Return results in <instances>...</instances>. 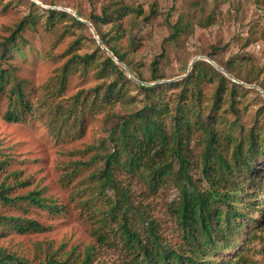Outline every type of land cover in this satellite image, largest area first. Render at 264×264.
Masks as SVG:
<instances>
[{
    "label": "rangeland",
    "instance_id": "rangeland-1",
    "mask_svg": "<svg viewBox=\"0 0 264 264\" xmlns=\"http://www.w3.org/2000/svg\"><path fill=\"white\" fill-rule=\"evenodd\" d=\"M10 1L0 4V41L10 36L16 25L31 12L42 18L35 30L28 29L23 34L27 42L19 51L13 52L11 59L18 68L19 77L30 82L34 88L44 85L71 57L64 55L80 36L85 39L77 54L84 55L95 50L90 35L84 30L73 27L65 33L64 26L72 25L69 20L57 24V34L46 29L44 22L48 9L74 16L64 10L71 9L91 22L92 15L101 16L105 10L113 13L124 6L129 11L120 21L124 34L118 44L144 79L162 77L151 84L187 75L190 64L197 57H207L223 65L234 62V73H240L242 78L257 79V83L250 85L260 87L258 83H264V0H15L7 5ZM115 24V21L102 24V32L115 34ZM175 26H179L180 33L173 38ZM61 34L63 37L58 39ZM126 74L130 78L127 71ZM226 78V94L214 111L217 79L202 84L199 102L189 97L188 105L200 110L204 120L215 113L218 117L216 127L220 131L236 137L245 136L253 129L259 132L263 125L264 95L257 88ZM110 80L100 77L95 69L83 75L76 73L70 78L65 99ZM236 84L239 87L233 100L230 91ZM181 89L173 87L164 93L173 109ZM130 94L135 97L133 101L118 103L110 113L127 115L141 109L143 96L134 89ZM7 105V98L0 96V161L6 165L0 175V185L5 182L12 186L11 197L42 191L44 197L53 200L57 207L64 208L57 214H49L34 207L21 210L0 201V215L36 219L44 227L41 232L0 234V258L4 254H13L37 264L41 260L37 245L42 243L44 248L50 245L51 252L59 260L72 256L80 264L90 248L92 264H131V253L121 239L124 222L120 217L123 213L127 215L129 226L142 237L148 227V223L142 220L144 217L152 222L166 243L182 245V234L172 213V208L178 205L182 196L175 181L168 180L156 193H152L141 177L121 170L115 172L120 190L110 188L103 193L99 190V179L92 174L101 165V161L94 159L95 155L103 152L102 145H107V130L111 125L105 120L108 111L87 118L82 138L62 140L52 136L40 122L7 121ZM205 146V133L202 130L194 132L189 146L190 172L197 184H202ZM76 162H89L90 165L77 168L74 165ZM253 166L256 172L251 173L250 178L255 179V186L264 183V177H261L264 175V158ZM178 168L179 164L175 161V169ZM115 202L121 206L117 212L120 221L109 219L107 223L110 227L106 228L101 219L104 211ZM253 217L262 219L260 214ZM97 230L106 235L104 240L98 239ZM258 235L264 238V228L258 231ZM261 239L251 246L250 251L241 254L245 260L239 264H264V242ZM238 252L239 249H236L227 257ZM37 255L38 258H35Z\"/></svg>",
    "mask_w": 264,
    "mask_h": 264
},
{
    "label": "trees",
    "instance_id": "trees-1",
    "mask_svg": "<svg viewBox=\"0 0 264 264\" xmlns=\"http://www.w3.org/2000/svg\"><path fill=\"white\" fill-rule=\"evenodd\" d=\"M13 1L7 2V5ZM3 2L5 0H0V4ZM32 5L35 6V3ZM47 11L44 22L46 29L57 34V24L69 20L72 25L64 26L65 33L73 27L84 30L90 35L95 50L84 55L77 54L76 51L85 39L80 36L64 55L71 57L44 85L34 88L30 82L19 77L18 68L11 62L13 52L19 51L27 42L23 34L28 29L35 30L42 22V18L32 12L24 17L10 36L0 41V96L6 97L8 101L5 119L17 123L37 121L45 125L57 139H80L85 135L87 118L108 111L105 120L111 125L107 130V145H102L103 152L95 155L94 159L101 161V165L92 174V177L99 179V190L102 193L110 188L120 190L115 172L122 170L141 177L152 193H156L168 180L175 181L182 193L178 205L172 208L182 234L183 243L180 246L166 243L152 222L144 217L141 218L148 223V227L146 235L142 237L129 226L126 213L121 217L118 215L121 206L117 202L104 211L101 219L105 223L104 227H110L107 223L109 219L117 222L120 217L121 222H124L121 226V239L131 253V264L243 262L245 259L241 254L250 251L251 246L261 239L258 231L264 228V183L255 186V179L250 178L251 173L256 172L253 165L264 158V115L263 125L257 133L253 129L245 136L236 137L220 131L216 127L218 117L215 113L204 120L202 112L187 103L189 97L199 102L201 85L217 80L213 111L221 103L228 88V80L212 64L199 60L191 73L182 80L154 86L139 85L100 47L91 28L67 12L53 9ZM128 11L125 6L113 13L105 10L101 16L92 15L90 21L103 44L131 69L136 78L148 83L157 82L162 77L144 79L132 66L128 54L121 52L118 41L124 33L120 21ZM78 14L81 15L80 12ZM109 21L116 23L115 34L103 33L101 30V25ZM179 33V26H175L172 37L175 38ZM62 37L63 34L58 39ZM218 64L244 82L257 83V79L242 78L240 73H234V62ZM92 69L97 70L100 77L111 79L110 82L88 91L81 90L65 99L71 76L76 73L87 74ZM258 84L264 89V83ZM235 86L230 91L233 100L239 85ZM173 87H182L174 109L164 96L165 91ZM133 89L144 98L142 108L127 115L110 113L118 103L134 100L135 97L130 94ZM235 124H238L237 120ZM198 130L205 133L206 142L202 153V184H197L190 172L192 164L189 146L194 132ZM175 161L179 164L178 170L175 169ZM74 165L82 168L90 163L76 162ZM5 168V162L0 161V175ZM11 189L12 186L5 182L0 185V201L7 206L25 211L34 207L49 214H57L64 208L57 207L53 200L44 197L42 191L35 190L11 197ZM254 214H260L262 219L254 218ZM43 230L44 227L36 219L0 215L1 235L7 232L27 234ZM96 234L99 240H104L106 236L98 230ZM261 240L263 243L264 238ZM236 249H239L238 253L227 257L228 253ZM37 254L41 256L37 264H77L72 256L65 260L57 259L51 252V246L44 248L42 243L37 245ZM7 261L11 264H34L13 254H4L0 258V264ZM92 262L93 253L88 248L80 264Z\"/></svg>",
    "mask_w": 264,
    "mask_h": 264
},
{
    "label": "water",
    "instance_id": "water-1",
    "mask_svg": "<svg viewBox=\"0 0 264 264\" xmlns=\"http://www.w3.org/2000/svg\"><path fill=\"white\" fill-rule=\"evenodd\" d=\"M65 11H68V12H70V13H72L79 21H81V22H83V23H85V24H87L90 28H91V30H92V32H93V34H94V36H95V38L97 39V42H98V44L100 45V47L102 48V49H104L119 65H121L122 67H124V69L128 72V74H129V76H130V78L133 80V81H135L137 84H139V85H143V86H154V85H156V84H159V83H162V82H165V83H170V82H174V81H178V80H182V79H184L186 76H188V74L192 71V69H193V67H194V64L198 61V60H200V59H203V60H206V61H208L209 63H211L218 71H220L221 73H223L225 76H227L228 78H230V79H232V80H234L235 82H238V83H240V84H242V85H245V86H248V87H251V88H257L259 91H261V93L264 95V89L263 88H261V87H259V86H257V85H250V84H247V83H244V82H242V81H240L239 79H237L236 77H234L232 74H230L227 70H225L224 68H222L219 64H217L215 61H213L212 59H210V58H207V57H197V58H195L193 61H192V63L190 64V67H189V71H188V73H187V75H185V76H180V77H178V78H176V79H172V80H166V81H161V82H158V83H153V84H151V83H146V82H143V81H140V80H138L134 75H133V73H132V71L130 70V68L126 65V64H124V63H122L104 44H103V42H102V40L100 39V37H99V35H98V33H97V31H96V29H95V27L93 26V24L91 23V22H89V21H87V20H84V19H82L75 11H73V10H71V9H64Z\"/></svg>",
    "mask_w": 264,
    "mask_h": 264
}]
</instances>
